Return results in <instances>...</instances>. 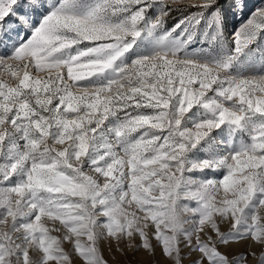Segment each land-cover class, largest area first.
I'll use <instances>...</instances> for the list:
<instances>
[{"label":"snow or ice","instance_id":"obj_1","mask_svg":"<svg viewBox=\"0 0 264 264\" xmlns=\"http://www.w3.org/2000/svg\"><path fill=\"white\" fill-rule=\"evenodd\" d=\"M262 211L264 0H0V264H264Z\"/></svg>","mask_w":264,"mask_h":264},{"label":"rangeland","instance_id":"obj_2","mask_svg":"<svg viewBox=\"0 0 264 264\" xmlns=\"http://www.w3.org/2000/svg\"><path fill=\"white\" fill-rule=\"evenodd\" d=\"M190 2H195V0H190ZM253 4H258L260 0H252ZM175 16L176 14L173 13ZM174 21H169V24L171 25ZM240 24L239 20L231 21L230 22V28L232 27H238ZM262 215H264V211L261 212ZM58 223V222H57ZM50 227L52 226L51 224L49 225ZM53 234H58V233H53ZM246 245H241L239 248H237V251H242ZM252 251L259 252V249L253 246L251 249ZM105 258L109 260V264H125V257H121L119 255H116L115 261L112 259V254L109 253L107 249H105ZM147 257L145 256L144 253H138L135 256H133L132 253H128L127 255V260L128 261H143L146 260ZM185 264H190L189 261H185ZM249 264H256L255 260H253L251 257H249Z\"/></svg>","mask_w":264,"mask_h":264}]
</instances>
